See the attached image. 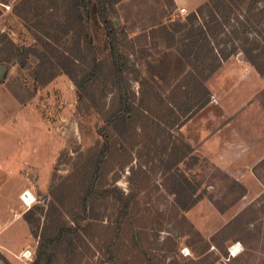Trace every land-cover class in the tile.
Masks as SVG:
<instances>
[{
	"label": "rangeland",
	"instance_id": "rangeland-1",
	"mask_svg": "<svg viewBox=\"0 0 264 264\" xmlns=\"http://www.w3.org/2000/svg\"><path fill=\"white\" fill-rule=\"evenodd\" d=\"M113 1L110 18L127 65L119 86L106 75L108 52L97 54L95 38L89 44L90 23L73 19V31L64 32L68 0H0V235L17 226L30 233L22 252L0 246V264H264V161L254 170L262 187L247 195L192 156L180 131L210 101L201 87L209 62L191 58L181 76L177 67L167 72L165 84L146 72V62L157 61L167 45L176 51L184 42L189 28L176 33L171 25L211 0ZM253 1L224 0L218 9L213 0L212 17L204 12L197 21L215 17L220 30L206 36L210 47L242 57L243 49H253L264 69V0ZM8 40L46 51L52 63L39 69L33 55L13 56ZM72 55L80 57L73 66L65 62ZM94 59L103 62L97 75ZM60 63L77 81L89 73L96 80L77 89ZM123 99L132 106L130 120L108 127L110 152L94 185L110 193L84 206L91 165L103 151L100 131ZM13 143L20 151H9ZM28 145L36 151L30 154ZM24 192L31 206L22 202ZM201 200L195 226L187 215Z\"/></svg>",
	"mask_w": 264,
	"mask_h": 264
},
{
	"label": "crops",
	"instance_id": "crops-1",
	"mask_svg": "<svg viewBox=\"0 0 264 264\" xmlns=\"http://www.w3.org/2000/svg\"><path fill=\"white\" fill-rule=\"evenodd\" d=\"M193 1L201 5L206 0ZM193 1L173 0L176 5ZM204 86L210 101L180 127L184 141L192 156L233 179L248 192L247 195L259 192L262 184L254 170L264 161V75L244 57L233 55L206 79ZM1 137L5 142L10 141L7 135ZM9 147V151H20L17 144ZM27 148L30 154L36 151L35 146ZM5 150L3 155L8 153ZM245 196L243 198H249ZM205 204L201 200L188 212L195 226L197 223L192 219L195 210L205 208ZM19 228L2 231L0 246L3 249L17 253L26 248L29 230Z\"/></svg>",
	"mask_w": 264,
	"mask_h": 264
},
{
	"label": "trees",
	"instance_id": "trees-1",
	"mask_svg": "<svg viewBox=\"0 0 264 264\" xmlns=\"http://www.w3.org/2000/svg\"><path fill=\"white\" fill-rule=\"evenodd\" d=\"M215 1V0H214ZM216 6L218 9L222 8L224 9V0H216ZM222 1V2H221ZM68 3L70 5L69 12L67 15V23L62 24V28L64 32L68 33L73 31V26L75 24V21L73 19H76L79 24L90 23L91 25V34L94 31V34L92 38L88 36L89 44L94 43L95 38V44L98 45V55H103L106 52L107 59L109 61L108 71L106 72V75L108 78H113V85L119 86L121 84V81L123 79V74L125 73L127 69V65L124 62L123 58L121 57L120 51H119V40H118V33L119 28L116 26V24L111 20L110 15L113 11V0H68ZM258 3L257 0H254L252 5H256ZM213 0L204 3L201 5L195 12L191 13L187 17H185L183 20L176 21L171 26L173 27V32H181L183 30H187L189 28V31L186 34V38H184V42L182 43L180 49L176 51H172V48L174 44H169L166 47L165 52L162 53V55L159 57L157 61L154 62H146V72L148 73V76L155 82V83H166L167 82V72H172L174 67H177L175 70H177V75L181 76L185 70H186V64H188L189 60L191 58L199 61L207 63L209 62L207 71H208V77L214 73L222 64V62L226 61L228 58H230L233 55L232 50L230 53L225 54L222 51H219L217 48L210 47V42L206 40V36L208 34H215L218 30H220L218 23H213L215 20V17H213V20L211 22H205V21H197L201 18H203L204 12H208V15L212 17V11L209 9L212 7ZM72 20V21H71ZM197 21V22H196ZM213 23V24H210ZM163 30H166V26L164 24L161 25ZM171 36V35H170ZM172 37V36H171ZM173 38V37H172ZM216 38V37H215ZM87 40V35H86ZM77 41H80L79 39ZM8 45L14 52L13 56L26 58L30 54L36 57L40 64L38 65L39 69L41 67H46L47 65H50L52 63L53 58L48 56L46 57L45 53L46 51L37 52V51H30L27 48L24 47H17L14 45V43L10 40L7 41ZM212 45V44H211ZM206 48L205 51H207V55L204 56V60L201 57L202 51ZM253 49H243L242 52L244 54V58L247 62H249L255 70L261 74L264 75V69H262L259 66V63L254 59V57L251 55V52ZM64 54V53H63ZM235 54V53H234ZM62 56V53H61ZM55 58V57H54ZM64 58V57H63ZM80 57H67L65 58V62L71 66L74 65V62H79ZM208 60V61H207ZM94 71L97 73L102 70V63L101 60L94 59ZM65 65L64 63L58 64L61 68V70L67 75L70 80L74 83V85L77 87V89L83 90L85 86L89 83H93L96 80L95 73H89L83 76L80 81L76 80V77L72 73L70 66ZM201 64V63H200ZM168 65L170 67H168ZM23 66V63H22ZM172 69V71H171ZM93 71V72H94ZM207 77V78H208ZM98 78V77H97ZM206 79V78H205ZM203 86L204 91L208 94V91L206 90L204 84H201V87ZM206 103H202L200 105V109H202ZM131 111L132 106L128 103H126V99H123L121 102L120 107L118 108V111L111 115L109 119L106 122V126L104 129H101L100 134L104 141L103 151L99 154V156L96 158L95 163L91 165L90 170V178L92 179V183H90V187L86 190V194L83 198L84 206L86 202L90 201L91 204H93L97 198H106L109 195V191H104L101 193H98L96 191L97 187H94L95 183L97 182V176L99 175L101 171V167L104 164V158L107 157V154L110 152V143L108 138L109 136V126L114 125L117 127L118 125H121L125 127L128 125V122L131 117ZM85 208V207H84ZM27 221V220H26ZM41 248H39L40 250ZM41 250L38 255L41 256ZM39 256V257H40ZM5 264H8L5 262ZM38 264V263H36Z\"/></svg>",
	"mask_w": 264,
	"mask_h": 264
},
{
	"label": "bare ground",
	"instance_id": "bare-ground-1",
	"mask_svg": "<svg viewBox=\"0 0 264 264\" xmlns=\"http://www.w3.org/2000/svg\"><path fill=\"white\" fill-rule=\"evenodd\" d=\"M23 199L26 201L27 206H31V203L33 202V199L29 194L27 193L25 196H23ZM232 253V257L236 256V253L238 252L237 246L230 250Z\"/></svg>",
	"mask_w": 264,
	"mask_h": 264
},
{
	"label": "built area",
	"instance_id": "built-area-1",
	"mask_svg": "<svg viewBox=\"0 0 264 264\" xmlns=\"http://www.w3.org/2000/svg\"><path fill=\"white\" fill-rule=\"evenodd\" d=\"M181 12H184V9H181ZM26 194H27V192H24L23 195L21 196V200H22V202L25 203V204H26V201L23 199V196H25ZM33 202H34V201H33ZM33 202H32V203H33ZM32 203H31V204H32ZM233 248H234V247H231V248L228 250V253H229V255H230L231 257H232V253H231L230 250L233 249ZM236 254H237V253H236Z\"/></svg>",
	"mask_w": 264,
	"mask_h": 264
},
{
	"label": "water",
	"instance_id": "water-1",
	"mask_svg": "<svg viewBox=\"0 0 264 264\" xmlns=\"http://www.w3.org/2000/svg\"><path fill=\"white\" fill-rule=\"evenodd\" d=\"M4 71L3 67H0V73H2Z\"/></svg>",
	"mask_w": 264,
	"mask_h": 264
}]
</instances>
